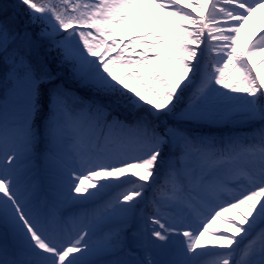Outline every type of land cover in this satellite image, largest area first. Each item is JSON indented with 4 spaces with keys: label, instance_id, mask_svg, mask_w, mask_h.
Listing matches in <instances>:
<instances>
[{
    "label": "snow or ice",
    "instance_id": "6c2138e0",
    "mask_svg": "<svg viewBox=\"0 0 264 264\" xmlns=\"http://www.w3.org/2000/svg\"><path fill=\"white\" fill-rule=\"evenodd\" d=\"M188 3L0 0V264H264V0Z\"/></svg>",
    "mask_w": 264,
    "mask_h": 264
},
{
    "label": "rangeland",
    "instance_id": "374dc122",
    "mask_svg": "<svg viewBox=\"0 0 264 264\" xmlns=\"http://www.w3.org/2000/svg\"><path fill=\"white\" fill-rule=\"evenodd\" d=\"M185 1L186 0H180V6L181 7H184L186 5ZM199 2H200V0H196V3H199ZM185 10L188 11V12H191L194 16H198L199 15L198 10L195 7V4H193V3H187V7H186ZM262 12L264 13V8L262 9ZM158 19L159 18L148 19V20H146V22L144 21L145 23L143 22L142 24L157 23L159 21ZM185 27L191 28L192 26L187 24V23H185ZM245 28L246 29L251 28V24H249V21L246 23V26L244 27V31H245ZM134 29H136V28H134ZM130 30H128V31H130ZM244 31L240 33V46L241 47L246 45L254 37V36H252L253 32H250L248 37L244 36L242 38L241 35L244 33ZM124 32H127V31H117L115 33V38L118 41L119 40H123L124 43H128L130 39L137 38V37H145L144 40L138 41L135 44H129V48L125 49V52H124V55H126V56H132L134 59H138L139 58V54L141 52H144L145 50H147V55L149 57L154 56L157 51H163V48H161L160 43L158 41H154L153 38H147L145 34L133 35V36H130L128 38L127 37H121V35ZM157 35H159V33ZM123 46H124L123 44L120 45V47H123ZM130 49H134V51L130 50ZM117 51H119V49H117ZM112 55H115V53H112ZM258 55H259L258 52H256L255 54L251 55V59H252L251 60V65H256V67L253 69V74L254 75L256 74V72L264 73V64L257 63V62L264 61V57H262V59H261V57L258 56ZM258 57H260L259 61H258ZM122 70L125 71V72L130 71V69H122ZM226 75H228L229 78L231 79L230 70H226ZM146 95H147L148 99H152L154 102H156L155 101V97L151 96L150 94H146ZM238 95H243V94H238ZM140 174L141 175L143 174L142 171H141ZM141 207L144 208V210L147 211V212L151 211L150 207H145L144 205H142ZM237 212L245 213L246 210L243 207H241L239 209H236V210H233V211H229V212L225 213V215L227 217H229L230 219H233V220L239 222L240 221V217L237 215ZM214 228H216L218 230H225V229H228V225L222 220H217L214 223ZM201 241H202V244H205V245H208V246L218 245V243H219L216 240V237L211 235V234H205L203 237H201Z\"/></svg>",
    "mask_w": 264,
    "mask_h": 264
},
{
    "label": "bare ground",
    "instance_id": "6f19581e",
    "mask_svg": "<svg viewBox=\"0 0 264 264\" xmlns=\"http://www.w3.org/2000/svg\"><path fill=\"white\" fill-rule=\"evenodd\" d=\"M185 3L187 4L188 3V0H186ZM262 9H258L252 15V17L249 20V24H251V28H248V29L245 28V31H244V27L246 26V23L247 22L245 23L244 27L241 29V32L244 31V33L241 35L242 38L244 36H247L248 37L249 34H250V32H253L252 33V36H254V34H256L260 30L264 29V13L262 12ZM150 19H152V18H150ZM158 20L159 21L157 23H153V24H151V23L142 24L140 27H137L136 29H131L130 31L124 32L121 35V37H127L128 38V37L133 36V35L145 34L147 38H152L151 36L148 35V33L155 31L156 25H158V24L161 23V19H158ZM239 44H240V40H239ZM258 53H259L258 56H260L261 59H262V57H264V51H259ZM260 57H258V61H259ZM257 63H260V62H257ZM133 171H136L139 174L141 173V171L139 169H134ZM86 186H87V182H86Z\"/></svg>",
    "mask_w": 264,
    "mask_h": 264
},
{
    "label": "trees",
    "instance_id": "16d2710c",
    "mask_svg": "<svg viewBox=\"0 0 264 264\" xmlns=\"http://www.w3.org/2000/svg\"><path fill=\"white\" fill-rule=\"evenodd\" d=\"M4 2H6V3H11L9 0H4Z\"/></svg>",
    "mask_w": 264,
    "mask_h": 264
},
{
    "label": "water",
    "instance_id": "95a60500",
    "mask_svg": "<svg viewBox=\"0 0 264 264\" xmlns=\"http://www.w3.org/2000/svg\"><path fill=\"white\" fill-rule=\"evenodd\" d=\"M13 2H14V0H13Z\"/></svg>",
    "mask_w": 264,
    "mask_h": 264
}]
</instances>
